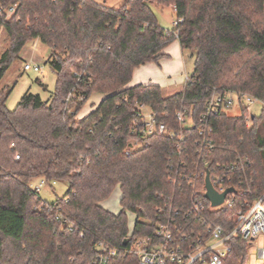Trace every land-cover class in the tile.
I'll return each instance as SVG.
<instances>
[{
    "label": "trees",
    "instance_id": "1",
    "mask_svg": "<svg viewBox=\"0 0 264 264\" xmlns=\"http://www.w3.org/2000/svg\"><path fill=\"white\" fill-rule=\"evenodd\" d=\"M153 6L172 7L178 25L162 28ZM0 30L7 42L0 82L31 42L50 48L56 75L48 100L28 93L13 111L12 88L0 89V264H102L109 254L101 244L119 251L104 264H138L135 241L163 223L202 234L185 216L193 185L174 186L171 166L197 159L198 121L215 90L263 104L258 116L246 108L215 116L207 159L211 166L242 161L230 187L250 191V199L264 194V0H127L117 9L96 0H0ZM175 41L195 60L184 87L171 96L158 85L129 87L135 70L169 59L165 50ZM94 93L105 97L77 119ZM137 102L169 129L179 128L176 115L187 108L194 125L185 130L183 154L167 137L135 134ZM38 179L66 182L69 191L46 203L32 188ZM203 185L201 178L197 189ZM116 187L119 214L102 206ZM206 207L208 219L233 229L235 208ZM128 213L137 217L132 233ZM229 246L224 264H246L247 244L236 237Z\"/></svg>",
    "mask_w": 264,
    "mask_h": 264
},
{
    "label": "built area",
    "instance_id": "2",
    "mask_svg": "<svg viewBox=\"0 0 264 264\" xmlns=\"http://www.w3.org/2000/svg\"><path fill=\"white\" fill-rule=\"evenodd\" d=\"M178 25L176 21L175 26ZM25 72L40 73L41 68L31 63L24 64ZM186 82L190 80L185 77ZM258 99L240 94L234 91L218 92L215 90L212 96L205 103L204 111L198 121L197 149L195 155L197 159L189 162L181 161L177 167L171 166L173 176L170 182L177 186L178 182L187 181L193 185L194 202L185 214L186 218H191L198 225H202V234L193 231L194 235L185 233V228L176 222L163 223L158 226L153 235L137 239L133 249L138 255V264H224L225 259L231 252L229 241L239 237L247 244L248 257H254L256 264H264V194L250 199V191L230 187L232 174L244 171L242 161L228 165L217 164L211 166L207 157L215 150V145L211 139V121L215 116L228 113L235 106L241 110L246 108L250 114V106ZM136 118L134 120V132L138 136H149L158 134L171 139L174 149L179 154H183L187 141L185 130L191 128L194 123L187 108H182L176 115L179 125L178 129H169L165 123H159L150 107L142 103L135 104ZM19 160V156H16ZM209 177L214 191L218 194L225 193L228 189H233L229 193L224 203L218 207H212L206 198V180ZM201 178L204 185L201 190L197 189L196 183ZM244 177H240L238 182H242ZM47 184L42 180L41 184L35 186L39 192L42 186ZM55 184V183H54ZM206 204L212 210L223 207L235 208V213L231 220L233 229L226 233L223 226L212 222L205 216ZM197 224H194L197 225ZM109 255L101 256L97 263H106L109 256H116L119 251L103 247Z\"/></svg>",
    "mask_w": 264,
    "mask_h": 264
},
{
    "label": "rangeland",
    "instance_id": "3",
    "mask_svg": "<svg viewBox=\"0 0 264 264\" xmlns=\"http://www.w3.org/2000/svg\"><path fill=\"white\" fill-rule=\"evenodd\" d=\"M127 0H96L98 3L105 4L106 6L117 9L121 7ZM153 11L157 18L158 24L167 31H172L175 28L177 21L175 11L172 7L160 8L153 6ZM7 49L6 34L3 30H0V58ZM170 56L169 59L162 60L159 64H150L149 67H141L136 72L129 87L136 84L148 83L150 79H163L168 81L170 77L174 82L172 88H166V96H171L176 92H179L183 85L186 83V75L189 77L194 71V58L191 52H182L178 41L172 43L165 51ZM51 55L50 48L41 42H31L26 45L21 53L20 59H18L11 66L3 80L0 82V89L4 87L12 88V93L7 102V108L10 111L16 109L17 105L21 101L24 95L32 93L40 95L42 99L48 100L53 93L56 85V75L53 73L51 67L48 65V60ZM28 62L34 65H38L41 68L40 73L25 72L24 63ZM157 76L159 78H157ZM40 80L43 84L37 82ZM103 94L94 93L87 101L81 112L78 114L77 119L81 120L89 115L92 111L97 109L102 100ZM263 108L261 102H255L250 106V110L253 115L258 116ZM228 114L230 116H239L241 109L235 106ZM41 184V180L38 179L33 182L32 188ZM69 191V184L66 182L59 183H47L39 190V194L46 203H53L59 198H63ZM121 198L122 193L120 187H116L111 196L102 202V206L108 211L119 214L121 212ZM137 221V217L134 213H128V228L132 233ZM246 264H256L255 258L249 256L246 260Z\"/></svg>",
    "mask_w": 264,
    "mask_h": 264
},
{
    "label": "water",
    "instance_id": "4",
    "mask_svg": "<svg viewBox=\"0 0 264 264\" xmlns=\"http://www.w3.org/2000/svg\"><path fill=\"white\" fill-rule=\"evenodd\" d=\"M206 187H207L206 198L210 201L212 207H218V206L222 205L224 203L227 195L234 191L233 189H228L225 193L218 194L212 188L209 177L206 180ZM129 242H130V239L128 238L124 241V245H127Z\"/></svg>",
    "mask_w": 264,
    "mask_h": 264
},
{
    "label": "crops",
    "instance_id": "5",
    "mask_svg": "<svg viewBox=\"0 0 264 264\" xmlns=\"http://www.w3.org/2000/svg\"><path fill=\"white\" fill-rule=\"evenodd\" d=\"M165 51H166V50H165ZM145 66H146V67H149V66H151V65L148 64V65H145ZM143 67H144V66H143ZM138 71H139V69L135 70L134 75H135L136 72H138ZM134 75H133V77H134ZM157 78H159V77L157 76ZM132 79H133V78H132ZM42 84H43V82H42ZM150 84H152V85H158V86L164 88V90H165L166 88H172V87L174 86V82H173V80H172V77H170L168 81H167V80L164 81L163 79L155 80V79L153 78V79H150L148 83H144V84H141V85H150ZM137 85H139V84H136V85H134V86H137ZM132 87H133V86H132ZM183 87H184V85H183ZM183 87H182V88H183Z\"/></svg>",
    "mask_w": 264,
    "mask_h": 264
}]
</instances>
